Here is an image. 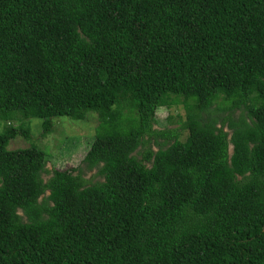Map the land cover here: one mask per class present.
Returning <instances> with one entry per match:
<instances>
[{"label":"trees","instance_id":"obj_1","mask_svg":"<svg viewBox=\"0 0 264 264\" xmlns=\"http://www.w3.org/2000/svg\"><path fill=\"white\" fill-rule=\"evenodd\" d=\"M89 113L77 167L7 148ZM0 121V264H264V0H0Z\"/></svg>","mask_w":264,"mask_h":264},{"label":"rangeland","instance_id":"obj_2","mask_svg":"<svg viewBox=\"0 0 264 264\" xmlns=\"http://www.w3.org/2000/svg\"><path fill=\"white\" fill-rule=\"evenodd\" d=\"M182 100V98H177L175 105L170 108H160L156 112L157 120L159 121V124L155 127L157 130L179 128L180 121L185 116ZM97 125L98 118L95 113H89L84 121H74L63 117L55 119L49 133H43L42 119L15 120L11 122V126H22L29 135L16 136L9 142L7 148L8 150L41 149L48 154L46 162L48 171L51 172L53 169L68 170L77 167L83 159L85 152L93 141ZM7 127L6 121H0V132ZM93 175L94 173H87L85 178L89 179Z\"/></svg>","mask_w":264,"mask_h":264}]
</instances>
